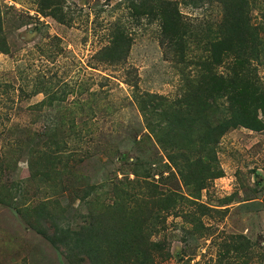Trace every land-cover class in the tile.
I'll use <instances>...</instances> for the list:
<instances>
[{"label":"rangeland","instance_id":"rangeland-1","mask_svg":"<svg viewBox=\"0 0 264 264\" xmlns=\"http://www.w3.org/2000/svg\"><path fill=\"white\" fill-rule=\"evenodd\" d=\"M173 1L197 34L188 31L176 48L161 43L159 23L145 16L135 22L127 0H45L62 2L66 24L42 12L37 0H0L9 46L0 51V157L11 128L41 131L58 115L73 119L62 132L76 152L75 165L69 163L75 177L59 210L75 230L90 221L104 226L99 264H264V129L230 128L213 152L195 134L197 141L176 135L173 143L155 130L162 115L155 103L165 101L164 112L176 119V101L200 86L212 50L203 30L215 28L221 15L209 2ZM249 3L253 23L264 26V0ZM117 21L129 28L131 47L124 60L102 62L97 52ZM259 36L257 83L264 91V28ZM258 102L264 121V101ZM180 153L201 162L179 172ZM25 161L3 183L26 178ZM193 171L219 176L198 182ZM34 185L12 199L18 209L0 203V264H74L61 242L53 245L30 226L35 207L58 197Z\"/></svg>","mask_w":264,"mask_h":264},{"label":"trees","instance_id":"trees-1","mask_svg":"<svg viewBox=\"0 0 264 264\" xmlns=\"http://www.w3.org/2000/svg\"><path fill=\"white\" fill-rule=\"evenodd\" d=\"M127 1V7L135 22H139L141 16H145L149 22L159 23L161 43L176 48L178 45L184 46L188 41L186 40L188 31L191 30L193 35L197 36L195 30L184 22L177 1ZM204 2L215 4L221 9L220 19L216 23L217 28L209 30L207 25L203 30L208 31L206 33H209L211 38V41L208 39V43L212 48L208 55L210 61L206 64V75L200 77L201 82L200 86L197 85V91H191L185 99L176 101L180 103L174 114L176 119L164 112L165 101L155 103L154 109L158 107L160 109L154 111L155 114L162 115L156 119L154 126L157 134L169 135L173 143L179 142V139L175 138L176 135L186 136L185 141H197L192 135L195 134L209 147V151L213 152V146L219 137L230 128L244 126L254 130L264 129V121L258 117L257 110L258 101H264V91L259 89L257 83V66L261 63L258 46L263 40L259 32L263 31L264 26L253 23L249 0H184L183 5L198 6ZM37 4L41 6L42 12L53 16L58 22L66 24L70 21L62 2L47 4L45 0H37ZM3 22V12L0 9V51L8 53L9 46L3 34ZM192 27L197 30L196 25ZM113 28L111 39L97 52L100 61L110 64L124 60L132 44V36L127 26L117 21ZM218 67H223V71ZM202 92H208L207 100L199 99ZM245 95L247 97H244ZM39 116L41 117L37 115L34 118V122L40 119ZM64 122L73 127L75 121L66 118L64 120V117L58 115L57 118L50 119L47 127L44 126L41 131L20 133L12 128L9 130L10 140L5 153L0 157V203L18 209L16 200L12 199L18 197L19 193L23 194L25 188L27 191V183L33 180L36 189L43 190L44 193L50 191L58 197L56 203L48 199L39 205L36 204L34 209L36 222L30 226L53 245L57 246L61 242L65 256L74 264H82L84 259L89 260V264H99V256L103 253L101 248L103 249L107 242L106 238H102L105 237L104 226L100 225L99 221L94 226L90 221L87 226H78L75 230L68 223L65 224L64 208L59 210L62 206L61 197L65 191L71 189L67 182L71 181V178L74 180L75 177L74 171H70L69 163L73 160L72 163L75 165L77 161L76 152L69 148V138L62 132ZM180 155L185 163L178 167L179 172L186 168V164L201 162L198 159L191 162L186 153ZM21 158L26 160L28 176L19 178L15 184L6 185L3 179L15 171ZM174 160L178 165L176 159ZM191 174L197 175L198 182L219 176L216 173L207 176L199 171H193ZM205 184L203 183V186ZM42 220L49 221L51 227L48 229L42 227L40 223Z\"/></svg>","mask_w":264,"mask_h":264}]
</instances>
